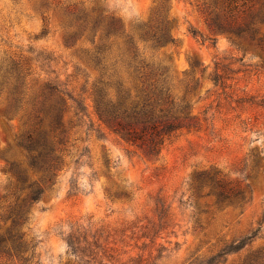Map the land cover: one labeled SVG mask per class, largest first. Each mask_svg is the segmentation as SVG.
I'll return each instance as SVG.
<instances>
[{
    "label": "rangeland",
    "instance_id": "rangeland-1",
    "mask_svg": "<svg viewBox=\"0 0 264 264\" xmlns=\"http://www.w3.org/2000/svg\"><path fill=\"white\" fill-rule=\"evenodd\" d=\"M201 1L164 0L162 11L176 42L146 52L150 61L167 66L173 96L187 95L199 124L172 137L155 158L98 121L89 91L100 71L87 56L95 44L71 37L67 11L84 2L133 29L152 18L159 0H0V58L49 54L54 59L51 77L65 81L88 106V116L79 120L73 107L65 113L68 126L75 125L68 133L67 164L55 186L31 207L25 229L37 245L33 264L74 263L58 234L61 224L90 218L97 225L117 228L128 223L134 229L138 220L153 218L156 196L165 197L175 222L158 240L164 247L127 237L119 243V252L126 251L122 258L153 251L157 264H193L257 228V236L217 264H240L264 249V52L246 42L237 45L226 35H218L213 43L198 7ZM33 63L39 71V63ZM223 66L230 69L225 68V83H216L213 76L223 72ZM40 83L35 81L34 87ZM3 102L0 97V196L15 184L10 160L26 159L18 145L26 126L19 116L3 114ZM212 166L222 172L229 188L245 190L249 201L243 206L217 203L210 186L194 180L197 172ZM2 204L0 199V213ZM0 261L17 264L7 256Z\"/></svg>",
    "mask_w": 264,
    "mask_h": 264
},
{
    "label": "trees",
    "instance_id": "trees-1",
    "mask_svg": "<svg viewBox=\"0 0 264 264\" xmlns=\"http://www.w3.org/2000/svg\"><path fill=\"white\" fill-rule=\"evenodd\" d=\"M163 5L164 0H159L152 18L133 29H128L114 14L84 2L67 11L69 27L73 28L71 37L89 38L95 44L87 56L100 71L89 91L98 121L145 155L155 158L172 137L183 129L199 125L187 95L180 99L173 96L167 66L147 57L148 49H161L176 42L164 17ZM198 7L213 43L218 35H226L237 45L246 42L264 52V0H202ZM33 61L39 63V71L33 67ZM52 61L54 59L42 51L32 57L7 55L0 58L2 112L10 119L19 116L26 126L18 139L26 159L10 160L9 171L15 177V184L11 191L0 196L4 202L0 213V260L7 256L16 259L17 264L34 262L37 245L25 229L31 207L55 186L67 164L68 133L75 125L68 126L65 113L73 107L78 120L88 116L84 97L76 96L58 76L51 77ZM225 68L230 70L223 66V72H215L216 83H225ZM42 74L45 76L41 78ZM39 79L41 83L34 87ZM195 179L201 186H210L217 203L243 206L250 199L245 190L229 188L216 167L197 172ZM154 203L153 218L138 220L134 229L127 227L128 223L117 228L97 225L90 218L71 219L61 224L64 228L58 234L74 259L72 264H157L153 251L129 254L126 259L121 257L126 251L119 252V243L127 237H135L137 241L148 239L164 247L158 240L166 229L175 225L174 217L164 196H156ZM127 230L131 232L129 235L125 233ZM259 230L193 264H217L224 255L244 247ZM118 233L121 239L115 237ZM0 264L3 263L0 261ZM240 264H264V249L256 250Z\"/></svg>",
    "mask_w": 264,
    "mask_h": 264
}]
</instances>
